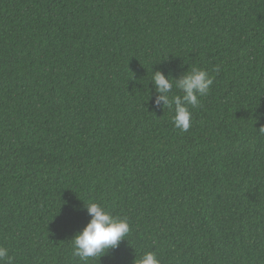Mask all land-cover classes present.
Wrapping results in <instances>:
<instances>
[{"label": "trees", "instance_id": "1", "mask_svg": "<svg viewBox=\"0 0 264 264\" xmlns=\"http://www.w3.org/2000/svg\"><path fill=\"white\" fill-rule=\"evenodd\" d=\"M193 67L213 84L182 132L151 77ZM261 127L264 0H0L11 264H85L72 240L93 202L130 233L87 264H264Z\"/></svg>", "mask_w": 264, "mask_h": 264}, {"label": "clouds", "instance_id": "2", "mask_svg": "<svg viewBox=\"0 0 264 264\" xmlns=\"http://www.w3.org/2000/svg\"><path fill=\"white\" fill-rule=\"evenodd\" d=\"M212 71L219 73L220 67L217 65ZM151 83L158 93L156 106L159 107L163 102L165 107L173 109L172 122L175 128L186 132L191 127L192 113L189 106L192 108L200 106V98L208 95L213 77L209 71L193 67L178 81H172L157 71L152 75ZM174 83L182 95L170 97L167 93L173 88ZM259 135H264V127L259 129ZM87 212L91 217L90 222L72 240L73 255L79 257L85 264L89 259L98 257L100 260L109 250L118 248L120 242L130 233L128 220L112 216L101 204L89 203ZM6 261L7 264H11L9 250L0 246V264H5ZM136 264H160V260L155 252H146Z\"/></svg>", "mask_w": 264, "mask_h": 264}]
</instances>
